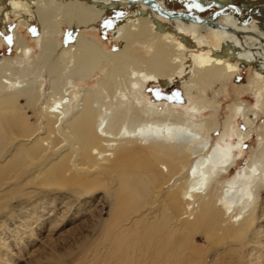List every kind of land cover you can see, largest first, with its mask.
Listing matches in <instances>:
<instances>
[{
	"label": "bare ground",
	"instance_id": "obj_1",
	"mask_svg": "<svg viewBox=\"0 0 264 264\" xmlns=\"http://www.w3.org/2000/svg\"><path fill=\"white\" fill-rule=\"evenodd\" d=\"M111 10L129 13L106 26L118 43L107 51L89 32ZM33 26L38 53L17 32ZM7 42L15 57L0 60L3 206L38 191L101 194L106 235L124 227L119 234L144 240L147 264H264L263 123L245 165L223 179L264 109V0H0ZM247 65L259 92L253 108L227 105L242 122L232 146V116L220 120L213 98L191 94L232 83ZM102 69L94 88L73 94ZM177 78L179 102L143 100V87Z\"/></svg>",
	"mask_w": 264,
	"mask_h": 264
},
{
	"label": "rangeland",
	"instance_id": "obj_2",
	"mask_svg": "<svg viewBox=\"0 0 264 264\" xmlns=\"http://www.w3.org/2000/svg\"><path fill=\"white\" fill-rule=\"evenodd\" d=\"M127 13L129 11L107 12L97 28L89 32L90 38L106 46L107 51L117 49L118 43L114 40L113 33L107 32L106 26ZM11 25H14V22H11ZM19 29L18 34L24 36L34 52L38 53L35 39L39 38V32L35 26L31 29L21 27ZM57 35L59 42L63 43L68 32L63 29ZM6 57H15L14 45L10 42L0 43V60ZM240 69L232 83L223 85L217 83L212 89L204 86V89L194 90L191 94L193 101L203 95L213 98L219 108L220 120L228 115L232 116L226 138L232 146L237 143L236 135L242 131V122L239 115L234 116L228 112L227 105L239 102L253 108L259 92L258 88L249 84L254 76V68L247 65ZM101 71L103 72V69L94 72L86 83L78 85L73 94L77 97L81 88H94L97 79L104 74ZM181 81L183 78L175 79L173 85L167 89L149 84L143 87V100L152 102L160 108L167 99L172 103L179 102ZM47 88L46 82L45 92ZM255 112L258 114L259 122L253 128L250 138L242 141L239 150L234 152L237 165L229 174L223 176L225 180L233 179L237 170L245 165L251 149L256 147L257 129L260 124H264V109ZM211 115L210 111L204 114L206 117ZM218 139L219 132H216L212 135V144ZM220 144L224 146V143ZM38 192L31 199L24 196L22 201L17 200L14 195L13 202L11 201L7 207L0 202V264H147L144 240L141 238L135 240L125 234H119L124 227L115 234L106 235L105 225L110 221L108 214L111 208L110 202L105 201L101 194L96 195V198L87 196L79 200L51 190ZM133 225L130 223V227L135 228ZM260 225L264 227V216ZM263 239L264 237L261 238ZM201 244L202 242L198 241V245ZM261 260L264 262V248Z\"/></svg>",
	"mask_w": 264,
	"mask_h": 264
}]
</instances>
